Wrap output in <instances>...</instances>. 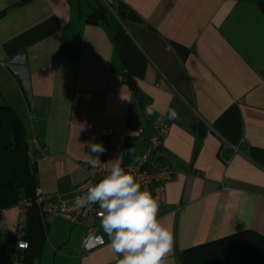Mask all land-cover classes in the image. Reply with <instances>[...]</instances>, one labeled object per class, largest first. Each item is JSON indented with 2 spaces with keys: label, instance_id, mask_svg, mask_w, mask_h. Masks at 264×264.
I'll use <instances>...</instances> for the list:
<instances>
[{
  "label": "crops",
  "instance_id": "obj_1",
  "mask_svg": "<svg viewBox=\"0 0 264 264\" xmlns=\"http://www.w3.org/2000/svg\"><path fill=\"white\" fill-rule=\"evenodd\" d=\"M114 1L138 20L110 10L91 23L96 0H0V92L44 148L38 193L73 204L92 144L104 146L107 165L130 166L171 108L179 118L163 117L170 128L157 152L159 168L172 171L157 213L174 237L169 259L178 264L177 253L242 230L264 234V8L257 0ZM128 80L153 107L138 128L129 124ZM196 123L207 128L201 141L190 130ZM101 127L112 132L102 136ZM18 216L17 206L4 212L7 232ZM100 222L53 217L39 264H118ZM90 225L97 235L86 251Z\"/></svg>",
  "mask_w": 264,
  "mask_h": 264
},
{
  "label": "trees",
  "instance_id": "obj_2",
  "mask_svg": "<svg viewBox=\"0 0 264 264\" xmlns=\"http://www.w3.org/2000/svg\"><path fill=\"white\" fill-rule=\"evenodd\" d=\"M257 1L264 8V0ZM110 10H114L120 18L126 16L130 20H138L137 14L120 2L112 0L109 9L101 0H96L93 12L87 15V21L94 23L104 18ZM129 85L135 97L130 106L129 124L138 128L144 122L146 102L132 81ZM190 130L198 141L204 139L207 133V128L199 123L192 124ZM30 138L25 134L21 118L3 101L0 92V219L7 209L18 206L23 200L30 203L24 207L22 239L27 242V248L20 252L21 264L40 263L46 243V229L50 223L36 201L37 166L36 161L30 157L35 154ZM160 147L153 157L154 171L160 169V159L157 157ZM15 242L14 232L9 233L6 228L0 227V264H14L10 249H14ZM177 260L178 264H264V234L242 230L218 237L177 253Z\"/></svg>",
  "mask_w": 264,
  "mask_h": 264
},
{
  "label": "clouds",
  "instance_id": "obj_3",
  "mask_svg": "<svg viewBox=\"0 0 264 264\" xmlns=\"http://www.w3.org/2000/svg\"><path fill=\"white\" fill-rule=\"evenodd\" d=\"M144 111L149 117L154 114L151 105H146ZM165 115L170 120L179 118L171 108L161 118ZM105 151L102 144L91 145L95 155L85 163L93 169L103 168L105 174L83 195L76 196L74 208L98 204L103 209L100 227L113 253L121 257L118 264H174L169 259L174 250L173 234L157 216L159 197L142 190L136 177L120 163L102 164L99 155Z\"/></svg>",
  "mask_w": 264,
  "mask_h": 264
},
{
  "label": "built area",
  "instance_id": "obj_4",
  "mask_svg": "<svg viewBox=\"0 0 264 264\" xmlns=\"http://www.w3.org/2000/svg\"><path fill=\"white\" fill-rule=\"evenodd\" d=\"M109 9L112 4V0H101ZM161 122H153L152 130L146 137V147L145 150L136 155L133 163L130 166L123 167L126 171H131V173L136 177L138 183L141 184V188L150 190L154 196L159 197V205L166 202V185L170 181L172 171L166 169L153 170L152 162L156 150L162 145L163 139L167 136L169 132L170 125L164 118H159ZM143 124V123H142ZM141 131V129L139 130ZM99 134L102 136L109 135L112 130L110 128L101 127L99 129ZM29 142L34 147V151H38V156L30 155V157L37 161L41 157H46L44 148L41 146L40 141L36 137L30 138ZM40 154V155H39ZM95 154L90 151L89 158L93 157ZM102 164H106L104 160L103 153L99 155ZM85 169L87 176L76 185L74 189V199L78 195H83L88 187L95 184L105 173L103 168L93 169L85 163ZM38 193V192H37ZM55 194H41L38 193L36 196V201L40 204L41 211L48 222L52 220L55 216H62L71 222H84L88 216H92L96 219H101L100 213L103 211L98 204H94L91 207L81 208L79 210L74 208V203L70 205H65L64 203H59L56 199ZM75 202V200H74ZM30 203L23 200L17 207L19 211L18 221L14 234L16 235V242L14 249H10L12 252L14 264H21L20 252L27 248V242L22 239L23 236V223L25 220V209L24 207ZM4 215L0 219V226L3 227ZM97 227L95 225L87 226L83 238L82 245L87 251L89 248L90 241L97 235ZM26 245V246H24Z\"/></svg>",
  "mask_w": 264,
  "mask_h": 264
},
{
  "label": "bare ground",
  "instance_id": "obj_5",
  "mask_svg": "<svg viewBox=\"0 0 264 264\" xmlns=\"http://www.w3.org/2000/svg\"><path fill=\"white\" fill-rule=\"evenodd\" d=\"M3 215H4V214H3ZM4 225H6V224H5V218H4ZM0 227H1V226H0ZM1 228H5V226H3V227H1Z\"/></svg>",
  "mask_w": 264,
  "mask_h": 264
},
{
  "label": "rangeland",
  "instance_id": "obj_6",
  "mask_svg": "<svg viewBox=\"0 0 264 264\" xmlns=\"http://www.w3.org/2000/svg\"><path fill=\"white\" fill-rule=\"evenodd\" d=\"M3 225H4V222H3ZM5 226V225H4ZM41 264H43V262L41 261ZM45 264V263H44Z\"/></svg>",
  "mask_w": 264,
  "mask_h": 264
},
{
  "label": "water",
  "instance_id": "obj_7",
  "mask_svg": "<svg viewBox=\"0 0 264 264\" xmlns=\"http://www.w3.org/2000/svg\"><path fill=\"white\" fill-rule=\"evenodd\" d=\"M128 82H130V80H128Z\"/></svg>",
  "mask_w": 264,
  "mask_h": 264
}]
</instances>
